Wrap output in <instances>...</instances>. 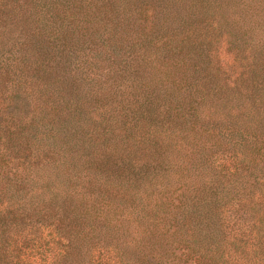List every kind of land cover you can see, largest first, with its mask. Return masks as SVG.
<instances>
[{
  "label": "trees",
  "instance_id": "trees-1",
  "mask_svg": "<svg viewBox=\"0 0 264 264\" xmlns=\"http://www.w3.org/2000/svg\"><path fill=\"white\" fill-rule=\"evenodd\" d=\"M0 264H264V0H0Z\"/></svg>",
  "mask_w": 264,
  "mask_h": 264
}]
</instances>
